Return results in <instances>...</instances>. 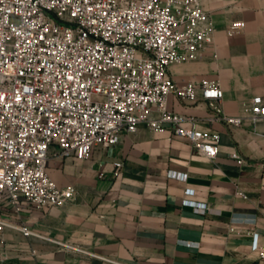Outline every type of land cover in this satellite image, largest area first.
<instances>
[{
	"label": "built area",
	"instance_id": "built-area-1",
	"mask_svg": "<svg viewBox=\"0 0 264 264\" xmlns=\"http://www.w3.org/2000/svg\"><path fill=\"white\" fill-rule=\"evenodd\" d=\"M244 26L232 22L227 34ZM214 29L203 0H0V243L6 229L36 234L10 214L74 199L73 185L62 188L49 175L52 146L66 158L84 160L95 147L115 145L123 134L147 126L171 130L214 160L220 133L168 106L171 97L203 100L211 122L243 123L225 112L219 79L179 84L169 74L171 65L208 54ZM244 111L253 124L264 118L263 96H253ZM231 157L245 162L237 152ZM113 165L119 175L123 161ZM251 236L252 251L263 258L264 240L258 232Z\"/></svg>",
	"mask_w": 264,
	"mask_h": 264
},
{
	"label": "crops",
	"instance_id": "crops-1",
	"mask_svg": "<svg viewBox=\"0 0 264 264\" xmlns=\"http://www.w3.org/2000/svg\"><path fill=\"white\" fill-rule=\"evenodd\" d=\"M203 7L212 12L217 57L210 50L171 65L169 74L179 84L219 79L225 112L244 121L211 122L203 100L171 97L168 106L193 116L200 128L218 131V156L208 159L171 130L147 126L123 134L115 145L95 147L84 160L66 158L52 146L49 175L62 188L73 185L74 199L10 214L36 234L6 229L0 264H115L106 258L123 264H264L251 247V232L264 240V118L253 124L244 111L253 96L264 98V0H203ZM235 21L245 26L229 36ZM118 159L124 165L115 175Z\"/></svg>",
	"mask_w": 264,
	"mask_h": 264
},
{
	"label": "rangeland",
	"instance_id": "rangeland-1",
	"mask_svg": "<svg viewBox=\"0 0 264 264\" xmlns=\"http://www.w3.org/2000/svg\"><path fill=\"white\" fill-rule=\"evenodd\" d=\"M123 2H125L126 0H122Z\"/></svg>",
	"mask_w": 264,
	"mask_h": 264
}]
</instances>
